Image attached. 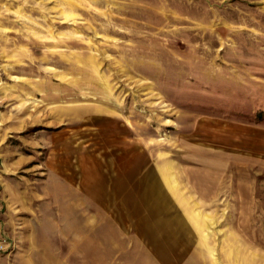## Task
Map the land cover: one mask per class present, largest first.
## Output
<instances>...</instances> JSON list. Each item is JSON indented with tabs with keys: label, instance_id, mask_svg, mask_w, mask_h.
I'll return each instance as SVG.
<instances>
[{
	"label": "rangeland",
	"instance_id": "1",
	"mask_svg": "<svg viewBox=\"0 0 264 264\" xmlns=\"http://www.w3.org/2000/svg\"><path fill=\"white\" fill-rule=\"evenodd\" d=\"M0 235V264H264V0H0Z\"/></svg>",
	"mask_w": 264,
	"mask_h": 264
},
{
	"label": "crops",
	"instance_id": "2",
	"mask_svg": "<svg viewBox=\"0 0 264 264\" xmlns=\"http://www.w3.org/2000/svg\"><path fill=\"white\" fill-rule=\"evenodd\" d=\"M139 189L137 192V195L139 197L141 196H156V199H158V202H162L165 198H166V191H165V186H163L162 183H149V185H144L142 186V184H139ZM116 185H105V184H100L99 186H96V189L94 191L95 186L93 185H89V187L85 190V195L88 197L89 201V205L90 208H92V204H93V196L95 198H97V200H95L97 203H99L101 206H107L108 209H117L118 207L113 205V202H111V200H109V198L115 196V195H119V196H123L125 193L123 192L122 188L121 189H117ZM142 187V188H141ZM100 201H99V200ZM163 231V232H162ZM155 234L158 235H174L173 231L167 230V229H162V230H157L155 232ZM176 234H181V231L178 233V231L175 233ZM170 243V242H168ZM172 245V242L170 243ZM162 245V244H161ZM122 248V247H121ZM120 244H116V245H112L110 247L108 246H104L103 244H100L99 246L96 245L94 246V244L92 243H85L84 244V248L82 250L85 251V253L83 254V260L85 261V264H109V259L107 258V254H103V253H98V252H103V251H119L120 249ZM76 248H73L71 250H74ZM154 249L157 250H171L172 247L171 246H167V240H166V245L164 246H154ZM81 250V249H80ZM94 252V253H93ZM118 257V255H117ZM110 261H114V264H119L120 261L118 259H112ZM119 262V263H118Z\"/></svg>",
	"mask_w": 264,
	"mask_h": 264
},
{
	"label": "built area",
	"instance_id": "3",
	"mask_svg": "<svg viewBox=\"0 0 264 264\" xmlns=\"http://www.w3.org/2000/svg\"><path fill=\"white\" fill-rule=\"evenodd\" d=\"M11 247H13V243L0 235V254L9 251Z\"/></svg>",
	"mask_w": 264,
	"mask_h": 264
}]
</instances>
